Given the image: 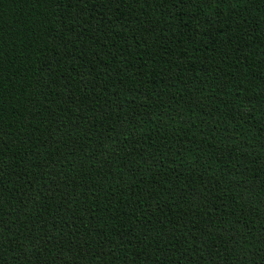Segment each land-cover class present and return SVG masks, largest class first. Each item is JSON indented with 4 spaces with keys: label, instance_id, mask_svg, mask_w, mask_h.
Here are the masks:
<instances>
[{
    "label": "trees",
    "instance_id": "trees-1",
    "mask_svg": "<svg viewBox=\"0 0 264 264\" xmlns=\"http://www.w3.org/2000/svg\"><path fill=\"white\" fill-rule=\"evenodd\" d=\"M0 264H264V0H0Z\"/></svg>",
    "mask_w": 264,
    "mask_h": 264
}]
</instances>
